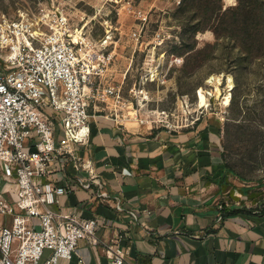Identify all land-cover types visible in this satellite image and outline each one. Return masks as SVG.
Returning <instances> with one entry per match:
<instances>
[{"label": "rangeland", "instance_id": "rangeland-1", "mask_svg": "<svg viewBox=\"0 0 264 264\" xmlns=\"http://www.w3.org/2000/svg\"><path fill=\"white\" fill-rule=\"evenodd\" d=\"M220 4L223 10L236 9L240 2L0 0V21L19 22L29 13V26L24 20L15 28L20 30L15 48L26 40L24 30L28 35L44 15L61 12L73 34L82 30L85 39L78 37L88 52L103 60V84L121 88L124 105L117 110L128 125L136 120L137 126L179 129L203 116L221 119L227 165L249 186L242 202L264 208V34L248 56L239 34L228 37L221 27ZM236 16L230 15V21ZM216 87L220 95L214 93ZM201 96L206 106H200ZM9 222L10 216L0 213V223Z\"/></svg>", "mask_w": 264, "mask_h": 264}, {"label": "crops", "instance_id": "crops-1", "mask_svg": "<svg viewBox=\"0 0 264 264\" xmlns=\"http://www.w3.org/2000/svg\"><path fill=\"white\" fill-rule=\"evenodd\" d=\"M90 127L79 152L121 208L102 201L97 186L82 187L78 177L87 172L58 158L44 179L73 191L55 210L98 220V243L80 241L59 264H110L113 239L124 264H264V208L242 202L249 186L227 165L221 119L203 116L179 129L130 127L101 113L91 114Z\"/></svg>", "mask_w": 264, "mask_h": 264}, {"label": "built area", "instance_id": "built-area-1", "mask_svg": "<svg viewBox=\"0 0 264 264\" xmlns=\"http://www.w3.org/2000/svg\"><path fill=\"white\" fill-rule=\"evenodd\" d=\"M24 20L22 15L9 27L0 21V213L10 216L9 224L0 223V264H59L72 258L80 241L98 243V220L58 213L59 197L73 188L44 177L62 157L87 172L78 177L82 187L97 186L102 201L121 208L120 198L110 197L91 160L79 151L90 141L91 114L118 120L124 98L121 88L103 84V60L88 52L61 12L36 21L15 49L11 24ZM224 208L220 205L221 214ZM118 244L113 239L108 246L110 264H124Z\"/></svg>", "mask_w": 264, "mask_h": 264}, {"label": "trees", "instance_id": "trees-1", "mask_svg": "<svg viewBox=\"0 0 264 264\" xmlns=\"http://www.w3.org/2000/svg\"><path fill=\"white\" fill-rule=\"evenodd\" d=\"M239 7L236 9L227 8L223 10V5L220 4L218 11L220 12L221 27L225 29L226 36L235 37L239 40L241 48L249 53L254 50L255 42L263 39L261 31L264 28V0H239ZM187 3V2H186ZM192 2L188 3L187 10L192 6ZM230 15H237L235 20L230 21ZM219 26V25H218ZM217 37L220 36L218 27H214Z\"/></svg>", "mask_w": 264, "mask_h": 264}, {"label": "bare ground", "instance_id": "bare-ground-1", "mask_svg": "<svg viewBox=\"0 0 264 264\" xmlns=\"http://www.w3.org/2000/svg\"><path fill=\"white\" fill-rule=\"evenodd\" d=\"M9 25H10V23H7L6 25H4L5 27L7 26V27H9ZM15 25V26H14ZM19 25H21V24H11V29L13 30V32H15L17 35L18 34H20V30H18V29H15V28H17ZM25 25H23V27H24ZM25 31V33H26V30H24ZM24 32L23 33H21V35H23L24 36V39H27V35L25 34ZM78 36H80L81 35V38L82 39H85L84 37H82V30H80V28L78 29ZM78 36H76V38H79ZM86 41V40H85ZM84 41V42H85ZM18 46L19 45H17V44H15V48L17 49L18 48ZM212 81V80H211ZM228 82L230 83L229 84V86L232 88L233 87V85H232V78L231 77H229V80H228ZM219 83H221V81H220V79H219ZM214 93H216V94H218V95H220L221 94V89H220V87H216V90H215V92ZM213 93V94H214ZM231 95H232V93L231 92H228L227 93V95L225 96V99H227V102L229 103L230 102V99H231ZM207 105V101H206V98L204 97V96H201L200 97V106L201 107H203V106H206ZM136 120H133V122H135ZM131 123L130 124V127H133V125H135V123Z\"/></svg>", "mask_w": 264, "mask_h": 264}]
</instances>
